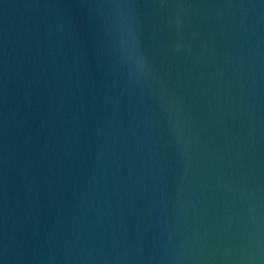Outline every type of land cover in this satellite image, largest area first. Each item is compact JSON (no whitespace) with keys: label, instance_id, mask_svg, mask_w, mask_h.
Masks as SVG:
<instances>
[{"label":"water","instance_id":"95a60500","mask_svg":"<svg viewBox=\"0 0 264 264\" xmlns=\"http://www.w3.org/2000/svg\"><path fill=\"white\" fill-rule=\"evenodd\" d=\"M133 3L0 0V264H264V0Z\"/></svg>","mask_w":264,"mask_h":264},{"label":"snow or ice","instance_id":"6c2138e0","mask_svg":"<svg viewBox=\"0 0 264 264\" xmlns=\"http://www.w3.org/2000/svg\"><path fill=\"white\" fill-rule=\"evenodd\" d=\"M116 6L132 7L134 3L133 0H116ZM119 38L123 45L125 55L131 61L138 62L144 59V54L139 47L135 32L130 24L121 29Z\"/></svg>","mask_w":264,"mask_h":264},{"label":"clouds","instance_id":"9594fccd","mask_svg":"<svg viewBox=\"0 0 264 264\" xmlns=\"http://www.w3.org/2000/svg\"><path fill=\"white\" fill-rule=\"evenodd\" d=\"M130 60V59H129ZM131 61V60H130Z\"/></svg>","mask_w":264,"mask_h":264}]
</instances>
